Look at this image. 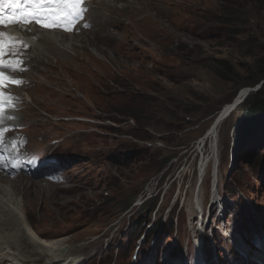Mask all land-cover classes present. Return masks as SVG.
<instances>
[{
	"label": "rangeland",
	"instance_id": "1",
	"mask_svg": "<svg viewBox=\"0 0 264 264\" xmlns=\"http://www.w3.org/2000/svg\"><path fill=\"white\" fill-rule=\"evenodd\" d=\"M128 1L90 2L89 28L21 59L29 148L68 168L60 184L25 175L43 187L24 186L31 225L68 237L76 264H245L249 242L259 258L264 121L236 142L247 99L264 98V0H130L152 26L111 8ZM137 95L147 126L117 112Z\"/></svg>",
	"mask_w": 264,
	"mask_h": 264
},
{
	"label": "bare ground",
	"instance_id": "2",
	"mask_svg": "<svg viewBox=\"0 0 264 264\" xmlns=\"http://www.w3.org/2000/svg\"><path fill=\"white\" fill-rule=\"evenodd\" d=\"M111 8L123 9L126 11L129 10L130 15L128 17H135L134 15L142 14L141 16L144 17L141 18V21L146 22V25L148 26H152L150 24V20L147 19V16L143 15L145 13V8L142 9L141 7H137V3H135L134 1L129 0L122 5H118L115 3L111 5ZM83 18H87V11L83 14ZM11 29L13 33L19 34V32H22V34L17 38L30 44L32 47L37 45V43L39 42H42L43 44L46 43L47 45H52V41L55 42L56 45L58 44V42H65L66 36L72 35V33H64L62 31L56 30L37 31L34 30V28L31 26L22 28L13 27ZM34 37L39 38L37 39L38 41H31ZM6 44L11 43L9 40H6L3 42V46H6ZM32 47L30 48V50L18 49V53L22 55L16 56H19L20 60L23 56H25L26 58L32 57L31 53L34 52V49ZM51 52L52 50L49 53ZM56 54L57 59H59L60 56H65V54L63 53ZM37 58L39 60H45L46 55L43 52H40ZM3 69L8 70L9 68ZM16 107H18V105ZM11 108L13 109L15 107L12 106ZM15 111L16 108L7 112V116H13L14 119H12L11 121L19 122L20 115ZM227 116L228 110H224L223 115L219 118L223 120V118L225 119ZM216 125L219 126V123ZM27 178L28 177H26L25 175H20L19 178H16L19 181L18 184L23 186V190H21L19 187L12 185V180L16 181V179L9 178L7 181L10 184L8 183L6 185L5 183L7 182L4 181L3 175H0V259L10 262L9 264H76L77 262H72V259L73 257H77L79 255L75 253V248L70 244V239H68V237L62 236L47 239L45 237H41L31 225L27 214L28 212H30L32 204L30 199L26 195L25 187H43L39 183H34L33 181L31 182L30 179ZM23 182H25V184ZM33 193L35 192L33 191ZM248 249L243 247L242 250H246L247 253ZM261 261L264 262V259H261Z\"/></svg>",
	"mask_w": 264,
	"mask_h": 264
},
{
	"label": "snow or ice",
	"instance_id": "3",
	"mask_svg": "<svg viewBox=\"0 0 264 264\" xmlns=\"http://www.w3.org/2000/svg\"><path fill=\"white\" fill-rule=\"evenodd\" d=\"M16 4L20 5L23 2L26 5H32V9L30 12H26L25 15L21 16L20 20H14L13 23H30L31 21H35L38 24H42L45 27H61L67 31H71L72 28L70 24L75 23L78 20L83 19V14L87 11L86 7H83L84 0H0V4L2 3ZM80 5V7H77ZM0 24H3V21L0 20ZM88 27V24L84 25ZM4 33L0 32V49L3 48V37ZM9 41L11 44H20L23 47H27L22 41H17L15 37H9ZM4 54L0 52V57ZM12 55H19L18 52L12 53ZM17 63H22V61H18ZM9 68L18 71H24L23 67L16 68L11 62L8 64H4L0 61V69ZM0 76H3V72L0 71ZM13 83L22 84L23 81L13 80ZM2 87V84H0ZM10 99H12L10 97ZM3 117L0 116V124L3 123ZM7 119L11 120L14 117H7ZM5 129L0 128V142L3 141ZM12 144L15 145L16 141H12ZM2 163V160H0ZM15 167V165H13Z\"/></svg>",
	"mask_w": 264,
	"mask_h": 264
},
{
	"label": "trees",
	"instance_id": "4",
	"mask_svg": "<svg viewBox=\"0 0 264 264\" xmlns=\"http://www.w3.org/2000/svg\"><path fill=\"white\" fill-rule=\"evenodd\" d=\"M227 16H231L234 14V16H241L239 13H229L226 11L225 13ZM225 67V66H224ZM226 70L229 73H233L230 67H226ZM227 72H222L226 76ZM264 75V70L263 73ZM229 78V76H226ZM146 97V96H145ZM144 95H137L134 96L131 99V105L130 106H125V109H118L117 112L119 115H124V116H133L138 122L139 125L147 126L150 123H147L145 125V122L143 121L147 117V109L144 103L145 100ZM143 101V102H142ZM246 114L242 116V123H241V131L244 129L246 126H250L252 123H256L260 121L262 118H264V98L262 97V91L259 90L257 93H255L253 96H251L249 99L246 101ZM148 119V118H146ZM112 121L115 123H119L118 121H115L113 118H111Z\"/></svg>",
	"mask_w": 264,
	"mask_h": 264
},
{
	"label": "water",
	"instance_id": "5",
	"mask_svg": "<svg viewBox=\"0 0 264 264\" xmlns=\"http://www.w3.org/2000/svg\"><path fill=\"white\" fill-rule=\"evenodd\" d=\"M264 117V116H263ZM264 118L256 123L250 124V126L244 127L240 133H238L236 147L240 148L248 142V140L261 128L263 125ZM241 127V126H240Z\"/></svg>",
	"mask_w": 264,
	"mask_h": 264
}]
</instances>
